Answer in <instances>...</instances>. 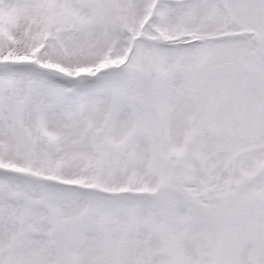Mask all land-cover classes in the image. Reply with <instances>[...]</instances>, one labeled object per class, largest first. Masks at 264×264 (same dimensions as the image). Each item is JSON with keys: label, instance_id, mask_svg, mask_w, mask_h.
I'll list each match as a JSON object with an SVG mask.
<instances>
[{"label": "snow or ice", "instance_id": "obj_1", "mask_svg": "<svg viewBox=\"0 0 264 264\" xmlns=\"http://www.w3.org/2000/svg\"><path fill=\"white\" fill-rule=\"evenodd\" d=\"M0 264H264V0H0Z\"/></svg>", "mask_w": 264, "mask_h": 264}]
</instances>
